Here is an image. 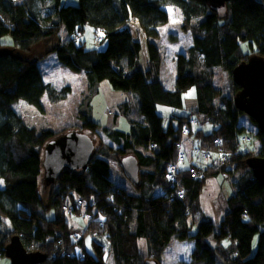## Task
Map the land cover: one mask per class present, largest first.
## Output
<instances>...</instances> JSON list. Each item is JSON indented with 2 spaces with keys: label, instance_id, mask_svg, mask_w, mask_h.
<instances>
[{
  "label": "trees",
  "instance_id": "obj_1",
  "mask_svg": "<svg viewBox=\"0 0 264 264\" xmlns=\"http://www.w3.org/2000/svg\"><path fill=\"white\" fill-rule=\"evenodd\" d=\"M60 1L0 0V47L7 50L0 56V257L10 237L18 235L27 251L46 255L40 264H106L108 255L113 264H144L147 259L160 264L162 251L175 239L181 244L179 264H217L218 255L225 264H264V187L246 165L253 152L264 156V138L257 130L252 138L259 140L258 150L239 149L245 132L252 131L238 122L243 113L234 107L233 97L240 88L231 77L233 68L249 57L240 43H254L258 56H264V0L230 1L224 5V15L205 0H78L75 6ZM166 8L177 10L179 30L192 42L174 57L173 91L166 90L159 77L162 57L157 41L159 28L168 23ZM87 27L100 48L85 49L79 42ZM4 36L11 41L2 43ZM39 43L45 49L42 54ZM142 46L147 54L144 68L138 62ZM51 53L64 69L84 73L88 107L102 81L114 91L133 95L142 119L131 118L129 133L102 127L89 114L80 115L81 124L73 125L76 130L65 132H89L98 138L102 132L120 142L123 154L137 158L138 182L131 181L135 193L109 178L110 165L95 145L86 169L64 168L53 184L46 186L41 179V186L40 149L57 134L28 127L15 106L21 100L42 111L45 96L51 102L66 98L69 87L56 91L43 81L38 68V62ZM216 69L230 77V96L213 83ZM190 88L195 92L193 111L215 126L209 134L198 130L194 136L199 146L216 150L218 162L202 172L193 165V177L180 170L184 194L178 199L165 178L164 165L176 157L183 122L177 118L176 127L169 122L163 128L156 106L180 108L181 94ZM121 107L127 113L125 105ZM149 143L155 145L150 154L138 150H146ZM219 172L234 176L228 210L218 225L202 220L192 232L189 212L198 211L205 179ZM75 199L84 202L83 208L66 214L63 205ZM76 214L90 217L85 232L93 233L91 251L82 236L74 242L70 229L71 216ZM6 219L11 224L8 231L3 228ZM104 234L108 250L93 239ZM256 234L257 247L251 255ZM139 238L147 241L144 256L137 249ZM225 239L227 246L222 244Z\"/></svg>",
  "mask_w": 264,
  "mask_h": 264
},
{
  "label": "rangeland",
  "instance_id": "obj_2",
  "mask_svg": "<svg viewBox=\"0 0 264 264\" xmlns=\"http://www.w3.org/2000/svg\"><path fill=\"white\" fill-rule=\"evenodd\" d=\"M60 2L61 4L75 6L72 4L77 5L78 0H61ZM166 11L169 17L168 23L166 25H162L159 28V40L157 41V43L160 46L161 53L165 55L163 61L166 67L163 68V71L161 73V75H164L165 77L172 76L174 74V70H171L169 65L170 57L171 56L174 57L176 54L182 53L183 50L186 47H188L191 42L190 35L187 33H182L179 30V26L181 25V17L177 12V10L173 8H166ZM218 12L223 15L226 13L224 7L218 10ZM62 37H64L63 34ZM172 37L175 38L176 40L172 39ZM10 41L11 39L9 36H4L1 39L2 43H7V42L9 43ZM79 42L83 43L85 49H98L100 48L99 45L100 46L102 45L101 43H97L94 41L92 29L89 27H87L84 33L82 34V36L79 37ZM240 46L241 48H243V51L247 54V56L258 55V48L254 43L250 44L248 42L247 43L243 42L240 43ZM37 47L40 48L41 50L40 52L42 54L44 52L43 50H45L43 49V44L39 43ZM146 58H147L146 48L142 46V50L140 51L138 58V62L141 68H143V66L146 65L145 64ZM40 64L43 71L42 74L43 78L46 79V81H49V84H51L56 91L57 90L60 91V89L67 86L69 87L70 92L68 93L66 98H64L62 101L60 100L56 102H51L45 96L41 102L42 111H39L33 105H29L21 100L18 101V103L15 106V110L20 114V117L28 127H33L37 133H39L42 129H51L53 130V132L57 134L56 137H58V135H60L63 131L65 132V130H74L75 128L73 125L81 124V119H80L81 114H85V115L89 114V116L91 115V118L97 122H99L101 118L104 116L108 120L106 122L108 124L106 125H110V126L113 125L114 128L121 131H125L126 129H128V123L126 120L127 118L125 119V117L121 115L123 114V110H122L123 107H117L116 105H114L112 101L113 99L108 97L106 89L103 86V84L99 85L98 87L99 92L94 96V98H92L90 102V107H88L87 103L89 104V99L88 96H86L87 95L86 87L84 88V92H82L83 89L82 86H84L83 84L86 85V82L80 80L82 78L80 74H76L70 71L69 69H64L63 67H61L58 64L57 58L55 56H45L40 61ZM169 79H171V77H169ZM213 83L215 84V86H217L222 90L223 92L222 94L229 96L231 95L232 92L231 79L221 69L215 70ZM187 91L194 92L193 88H190ZM182 96H184V93ZM188 99L189 97L187 98V100L184 101V97H183L184 108H186V105H188L187 104V102L189 101ZM91 104H92V109H90V111L88 112V109L91 108ZM123 105H125L126 108L125 111L127 112L124 113V115L127 114V117L129 119L136 116L135 108L137 106V103L135 102V100L124 102ZM156 111L157 114L163 118L162 120L163 128H166L168 126L169 118L172 116L171 114L180 115L186 112L185 110L183 111L179 108H174L164 105H158ZM238 122L249 131H252L253 136H254V132H257L258 130L256 124H254L251 121V119L247 117L245 114L239 116ZM201 127L203 128V125ZM208 129L209 127L206 125L203 130L205 132H208L207 131ZM84 133L88 134L89 132H84ZM248 133L250 134V132ZM244 135H247V133L245 132ZM99 136L100 137L98 138L91 135V138L93 139L95 148H97V150H103L105 160L110 165L109 178L116 185L125 189L126 192H128L129 194H133L135 191L134 188L135 186L131 181L127 179L125 174L122 173L123 168L120 167L119 164L120 158L126 155L123 154L121 151V147H122L121 143L120 142L115 143L113 142V140L111 139L109 140L104 136V134H102V132H99ZM242 138L240 139L239 137L240 150H242L243 152H251L254 145L256 148L255 150H258L260 145L259 140L253 139L251 143L245 144L242 142ZM197 147L198 146H196L193 149V154L195 157L196 154L194 153V150ZM141 150L143 151V153L148 154L147 149L145 150L141 148ZM200 150L203 152L201 156H205V158L208 159L213 157L216 152V150H212L208 146L207 147L200 146ZM40 151L42 156V149H40ZM255 153L256 152H253L254 155ZM182 163L183 162H181L179 165H181ZM41 179H42V173L40 177V184L42 186ZM0 182L2 181L0 180ZM0 187L1 188L3 187V183H0ZM205 187H207V184L203 185L204 189ZM230 193L231 192H228V196L224 197L223 201H219L217 205L219 206L224 205V207H227L226 200L228 197L232 196V194ZM199 195L200 196L198 198V212L194 214V218L196 222H198L201 219L202 220L206 219V217L208 216L209 204L212 203L211 201H208L206 199V194L203 191V189L202 191H200ZM71 217L74 221H76V224L73 225V227H71L70 232H73L75 235L82 236L85 248L88 251H91L92 232L90 233L84 232L85 222L81 223V216H79V214L72 215ZM10 227L11 224L9 220L6 219L5 226L3 225V228L4 230H6ZM191 231L193 232L192 228ZM137 240H138L137 249L139 254L143 256L146 255L148 253V245L146 239L139 238ZM210 241L214 246V241L211 238H208V243H210ZM257 241H258V234H256L253 237L252 245H251V255H253L254 252L256 251ZM76 247L78 246L76 245ZM167 247H168L167 249H164L162 251V254L160 256V264H179V261L181 259V244L179 243V241L172 239ZM218 256L219 258H217L218 261L217 264H225L224 263L225 260L220 255ZM108 258H109L107 259L108 261L107 260L106 261L107 264H110L111 257L108 256ZM0 264H11V263L7 258L2 256L0 257Z\"/></svg>",
  "mask_w": 264,
  "mask_h": 264
},
{
  "label": "water",
  "instance_id": "obj_3",
  "mask_svg": "<svg viewBox=\"0 0 264 264\" xmlns=\"http://www.w3.org/2000/svg\"><path fill=\"white\" fill-rule=\"evenodd\" d=\"M213 9L220 10L233 0H205ZM7 53L0 48V56ZM233 82L239 86L233 97L236 109L256 124L264 138V56L252 55L239 62L232 70ZM94 142L89 134L69 131L49 140L42 151V181L48 186L55 182L64 168L84 170L93 155ZM253 177L264 187V156H250L246 160ZM120 166L125 176L134 183L138 182L139 165L137 158L128 154L121 158ZM264 219V213H263ZM4 257L11 264H40L46 255L40 251H27L18 235H12L4 247ZM144 264H159L155 259H147Z\"/></svg>",
  "mask_w": 264,
  "mask_h": 264
},
{
  "label": "crops",
  "instance_id": "obj_4",
  "mask_svg": "<svg viewBox=\"0 0 264 264\" xmlns=\"http://www.w3.org/2000/svg\"><path fill=\"white\" fill-rule=\"evenodd\" d=\"M186 36H188V35H186ZM191 44H192V42H190V45ZM47 56H55V54L51 53ZM161 57H162L163 63L161 64V68H160V75H159L160 80H161V82H162V84L166 90L173 91L174 80H175V66H174V57L175 56L174 57L171 56L169 59L170 69L174 70V74L172 76H166V77L164 75H161L163 68L166 67L164 64V61H163L165 55L163 53H161ZM38 68H39L41 76H42L43 71H42L40 61L38 62ZM79 74L82 77L80 80L84 81V73L80 72ZM169 77H171V79H169ZM42 79L45 83H49V81H46V79H44L43 76H42ZM101 84H103V86L105 87L108 97L113 99L112 101H113L114 105H116L117 107H121V105L124 102H127V101L129 102V101L134 100V97L132 94L114 91L113 89H111L109 87V84H107L106 81H102L99 83V85H101ZM83 85L84 86H82V88L84 89L85 84H83ZM193 91H194V89H193ZM182 95H183V93L181 94V107L179 109H181L183 111L185 110L186 112L184 114H180V115L171 114L172 116L169 118V122H171V125L174 127H176V125H177V120H178L177 118H182L181 120L183 122V127H187L191 130V131H188L187 133H184L181 137L180 148L185 154V159H184V162L180 165V168H181V170H186L191 165H195V166H198L200 169H202L201 170V172H202L205 169V167L210 166L211 164H216L218 162L217 154L216 155L214 154L213 157L209 158L210 160L208 158H205V156L195 157L193 154V149L196 146H199V140H197L195 138L194 133L198 130H201V132H203L204 134H209L212 130H214L215 126L213 124H210L209 122L205 121L202 116L194 113L193 110L195 108V92L187 91L184 93V96H182ZM183 97H184V101L187 100V98L189 97V99H188L189 101L187 102L188 105H186V108H184ZM157 106H156V110H157ZM121 115L124 116L125 119L127 118L126 120L128 123V129H126L125 131H121V130L114 128V126L112 124H111L112 126L106 125V124H108V123H106L108 120L104 116L101 118V120L99 122H97V121L96 122L99 123L102 127H107L108 129L110 128L112 130L115 129V130L123 132V133H129L131 130V124L129 123L131 119H129L127 117V115H124V114H121ZM133 119H137L139 121L142 119V116L138 114L137 109H136V116H134ZM162 120H163V118H162ZM103 123H105V124H103ZM135 125L136 124H134V126ZM202 125H203V128L201 127ZM206 125L209 127V129L207 130L208 132H205L203 130ZM255 142H254V144H255ZM138 150H140V152L143 153L141 148H138ZM148 154H150V153L148 152ZM233 178H234V176L231 174H227L225 172H219L216 176L208 177L205 179L204 185L207 184V187H205V189L202 187V189L206 194V199L208 201H211L212 203L209 204L208 216L206 217V219H203V220H208L215 226L218 225V223L221 221L222 217L227 212L228 208L224 207V205L219 206V205H217V203L219 201H223L224 197L228 196V192H231L230 194H233L235 192V188L233 185V181H234ZM223 186H225V187H223ZM202 189H201V191H202ZM134 193H135V191H134ZM226 205H227V200H226ZM197 212L198 211H196L195 214ZM190 213L191 212H189V216L187 218L188 223H189V225H191L193 232H195L197 230L198 223L200 221H202V219L199 220L198 222H196V220L194 218V214L192 215V213L191 214ZM79 216H81V223L85 222L84 228H86V225L88 223V218L86 217L85 214L84 215L80 214ZM72 221H73V225H75L76 221H74L73 219H72ZM95 240L98 243L102 244V246L104 247L105 250L109 249V242L106 239V234H104L103 236L102 235L98 236L97 238H95ZM211 244L212 243L210 241V245ZM222 244L224 246H227L229 244V241L227 239H225L222 241ZM137 246H138V240H137ZM212 246H213V244H212ZM214 246H215V242H214ZM167 248L168 247H166L165 249H167ZM107 259H109V258L107 257ZM107 261H106V264H107ZM110 264H113L112 258H111Z\"/></svg>",
  "mask_w": 264,
  "mask_h": 264
},
{
  "label": "built area",
  "instance_id": "obj_5",
  "mask_svg": "<svg viewBox=\"0 0 264 264\" xmlns=\"http://www.w3.org/2000/svg\"><path fill=\"white\" fill-rule=\"evenodd\" d=\"M186 131H187V128L184 129V132H186ZM246 133H248V132H246ZM252 137H253V135L251 132H250V134L243 135L242 142L245 144L251 143ZM214 142H216V140ZM150 147H152V145H150ZM194 153L196 155H200L201 154L200 148L197 147L194 150ZM183 160H184V153L178 152L176 155V159L174 161L167 162L166 167H165V178L173 190L172 193L176 197H178V199H181L183 197V194H184L183 189L180 187V180H179L178 175H177L178 170H179V164L181 162H183ZM189 173H190V175L194 176L196 173V169L194 167H190ZM83 206H84V202L82 200L75 199L73 203H65L63 205L62 209L66 214H71L73 211L83 208ZM244 216H246V215L244 214ZM73 239H74V242L76 243V242H79L81 238L79 236L75 235L73 237Z\"/></svg>",
  "mask_w": 264,
  "mask_h": 264
},
{
  "label": "clouds",
  "instance_id": "obj_6",
  "mask_svg": "<svg viewBox=\"0 0 264 264\" xmlns=\"http://www.w3.org/2000/svg\"><path fill=\"white\" fill-rule=\"evenodd\" d=\"M185 128H187V127H183L182 128V131H181V137H182V135L184 134V133H187L188 131H191L189 128H187V131L186 132H184V129ZM252 140H253V138H252ZM180 142H181V140L177 143V152H176V155H177V153L178 152H182V153H184L182 150H181V148H180ZM252 142V141H251ZM150 145H152V147H150ZM199 148H200V146H198ZM155 148V145L154 144H152V143H149L148 145H147V151L150 153L151 152V150L152 149H154ZM254 148H255V146H254ZM256 149V148H255ZM203 152L201 151V154H202ZM201 154L200 155H196V157H198V156H201ZM253 156H255V155H253ZM175 159H176V157H175ZM174 159V160H175ZM184 159H185V154H184ZM121 160V159H120ZM173 160V161H174ZM167 162H169V161H167ZM166 162V163H167ZM183 162H184V160H183ZM119 163H120V161H119ZM166 163H165V167H166ZM121 167V166H120ZM165 167H164V175H165ZM190 167H193V165H191ZM190 167H188L186 170H188V172H189V168ZM181 170V168H180V165H179V170H178V172ZM196 174V173H195ZM177 175H178V173H177ZM192 176V175H191ZM193 177V176H192ZM179 178V177H178ZM128 179V178H127ZM129 180V179H128ZM180 180V179H179ZM130 181V180H129ZM86 215V217L88 218V221H89V215H87V214H85ZM88 224V223H87ZM86 229H87V225H86V228H85V231H86ZM84 231V232H85ZM94 237H97V236H94ZM93 237V239L95 240V238ZM96 241V240H95ZM97 242V241H96ZM98 243V242H97ZM98 244H100V243H98ZM101 246H102V244H100ZM103 247V246H102ZM104 248V247H103Z\"/></svg>",
  "mask_w": 264,
  "mask_h": 264
},
{
  "label": "bare ground",
  "instance_id": "obj_7",
  "mask_svg": "<svg viewBox=\"0 0 264 264\" xmlns=\"http://www.w3.org/2000/svg\"><path fill=\"white\" fill-rule=\"evenodd\" d=\"M1 48V47H0ZM68 132V131H67ZM67 132H65V133H67ZM65 133H63V134H65ZM42 151H43V149H42ZM96 236V235H95Z\"/></svg>",
  "mask_w": 264,
  "mask_h": 264
},
{
  "label": "snow or ice",
  "instance_id": "obj_8",
  "mask_svg": "<svg viewBox=\"0 0 264 264\" xmlns=\"http://www.w3.org/2000/svg\"><path fill=\"white\" fill-rule=\"evenodd\" d=\"M101 35H103V33H101ZM0 183H2V182H0Z\"/></svg>",
  "mask_w": 264,
  "mask_h": 264
}]
</instances>
